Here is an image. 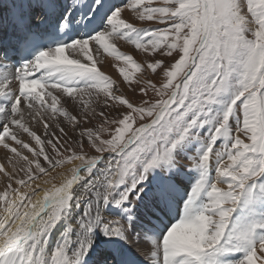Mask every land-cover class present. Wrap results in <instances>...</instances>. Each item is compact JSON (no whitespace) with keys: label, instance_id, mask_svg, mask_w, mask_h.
<instances>
[{"label":"snow or ice","instance_id":"snow-or-ice-1","mask_svg":"<svg viewBox=\"0 0 264 264\" xmlns=\"http://www.w3.org/2000/svg\"><path fill=\"white\" fill-rule=\"evenodd\" d=\"M151 3H0V144L25 162L20 187L4 173L0 264H264V0ZM126 10L168 26L139 29ZM105 55L145 77L111 65L129 91L161 99H128Z\"/></svg>","mask_w":264,"mask_h":264},{"label":"bare ground","instance_id":"bare-ground-1","mask_svg":"<svg viewBox=\"0 0 264 264\" xmlns=\"http://www.w3.org/2000/svg\"><path fill=\"white\" fill-rule=\"evenodd\" d=\"M2 1H4V0H0V2H2ZM153 1L154 0H152V2ZM122 17L126 20L133 22L135 27L138 24H139L138 27L139 28L141 27L140 21L135 18L134 14L131 11H129V10L124 11L122 13ZM117 44L119 45L120 51L125 52V53H131L134 56V59L138 62V60H139L138 57H141V54H140V52L134 50V45H129L126 41H119V40H117ZM140 63H141V61H140ZM114 64L117 65L118 67H124L125 72L127 74H130L132 71H134L136 69L132 65L124 64L123 62L117 61L112 57H107L106 55H105L103 62L100 65L101 70L103 72H105V74L110 76L113 80L117 81L118 87L127 96V89L125 88V86H123L121 84V81H120L121 77H120L118 71L116 70V68L111 67V65H114ZM153 76H155V75L149 74L148 78L152 79ZM85 98H86V96H85ZM59 119L61 121H63L62 117H60ZM30 127L33 131H35L37 133V135H39L41 137V139L44 141V144H45L46 138L48 139V137L46 136V134L44 132L43 124L38 125L34 121H32V122H30ZM65 127H67V124H65ZM19 138L25 140L26 142L30 140L31 141L30 147H34L35 151H37V152L40 150L41 145H35V141L32 140V138L28 137L27 134H24L22 137H19ZM10 145L12 147H16L14 145V143H11ZM18 150H20V149L18 148ZM46 151L51 153L48 150V147H46ZM23 154L27 155L30 160L35 159V157L33 156V153H29L27 151V149L23 150ZM39 160L41 162H43L44 158L41 156V157H39ZM24 164H25V162L23 160H18L17 158H15L13 154L8 152V150L2 148V144H0V168H3V171H0V192H4L8 187L9 181H8L7 177H5V175H4L5 172L13 173V175H14V179L11 181L12 188L16 189V188L20 187V186L16 185L15 179L24 177V172L21 170V165H24ZM25 167H26V165H25ZM70 167H71V165H66L64 167L53 170L51 176H53L54 179H51V177L48 175H42L41 178L36 181V183L40 185V189L38 190V192L35 196L31 197L32 201L35 202L38 199H41L43 197L44 189H50L53 186V184H55L56 186H59V183L62 179L63 174L65 173L66 168H70ZM32 168L33 169L35 168L34 163L32 165ZM214 169H215V163L213 162L212 175H213V178L215 179ZM193 175L195 176V173ZM45 180H50V182L48 184H45L44 183ZM226 186H227L226 184H220V183L217 184V187L221 188V189H223ZM21 191H30V189L22 188ZM9 199H15V195L13 193H10ZM0 214H3V207H0ZM159 264H162V254H161V257L159 258Z\"/></svg>","mask_w":264,"mask_h":264},{"label":"rangeland","instance_id":"rangeland-1","mask_svg":"<svg viewBox=\"0 0 264 264\" xmlns=\"http://www.w3.org/2000/svg\"><path fill=\"white\" fill-rule=\"evenodd\" d=\"M4 1H2V2H0V3H3ZM151 6L152 7H161V6H165V4H164V0H154L152 3H151ZM168 6H170V7H174L175 5H168ZM130 11V10H129ZM140 29H163V28H166L167 26H168V24H161V23H158V22H156L155 20H153V21H140ZM170 23V22H169ZM139 25V24H138ZM138 25L136 26L137 28H138ZM185 32H187V29H185ZM249 38H252L251 37V35H249ZM140 54H141V57H138V59L141 61V64L143 65V64H146V60H145V57H146V53H143V52H140ZM149 59H151V57H148ZM138 60V62L140 63V61ZM129 75V78H130V80H134V78L135 77H140L141 79H144L145 77H143L142 75H141V73L139 72V71H137V70H134V71H132L130 74H128ZM156 77V78H155ZM155 80H154V79ZM153 80L157 83V85L159 86V80L161 79V77L159 76V75H155V76H153ZM121 84L123 85V86H125V88L127 89V98L128 99H130L131 101H133L134 103H136V104H139L140 103V101L142 100V99H148V100H150V101H152V102H155V100H157V99H161L160 97H157V96H155V94L153 93V92H151V91H149V93H148V96L147 97H142L141 95H139V94H137V93H133V92H131V91H129L128 90V86L123 82V80H122V77H121ZM133 86L134 87H139V86H142V85H139V86H137L136 84H135V82H133ZM167 97L165 96L164 97V99H166ZM141 121H139L138 119H137V121H136V123L134 124V127L135 126H138V124L140 123ZM143 123H149L150 122V118H148V117H145V119L142 121ZM94 123V122H93ZM83 126V125H82ZM106 136H107V134H105ZM240 139L244 142V143H249L250 141L248 140V138L243 134V133H241L240 134ZM45 145H46V147H48V150L51 152V147H50V145H47V138H46V141H45ZM16 147H17V145H15ZM19 148V147H18ZM226 161V160H225ZM228 163V161H226L225 162V164H227ZM226 188V189H225ZM224 190H227V186L226 187H224L223 188Z\"/></svg>","mask_w":264,"mask_h":264}]
</instances>
